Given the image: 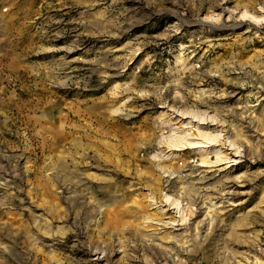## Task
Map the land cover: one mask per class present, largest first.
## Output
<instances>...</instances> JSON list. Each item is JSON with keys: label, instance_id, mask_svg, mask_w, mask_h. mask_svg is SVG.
<instances>
[{"label": "rangeland", "instance_id": "obj_1", "mask_svg": "<svg viewBox=\"0 0 264 264\" xmlns=\"http://www.w3.org/2000/svg\"><path fill=\"white\" fill-rule=\"evenodd\" d=\"M0 264H264V0H0Z\"/></svg>", "mask_w": 264, "mask_h": 264}, {"label": "bare ground", "instance_id": "obj_2", "mask_svg": "<svg viewBox=\"0 0 264 264\" xmlns=\"http://www.w3.org/2000/svg\"><path fill=\"white\" fill-rule=\"evenodd\" d=\"M198 111V110H197ZM205 122H202V123H200L199 125H207V126H212V124H210V122H208V121H206V120H204ZM215 125V124H214ZM214 129V128H213ZM196 147V146H195ZM73 148V147H72ZM192 149V148H191ZM108 150H110V148L108 149ZM73 152H75V151H73ZM90 152H91V150H90ZM111 152V151H110ZM76 153V152H75ZM88 153V152H87ZM98 153V152H97ZM107 153V152H106ZM114 153V152H113ZM108 154V153H107ZM73 155V154H72ZM75 155V154H74ZM88 155V154H87ZM69 156V155H68ZM100 157H101V155H99ZM114 156V155H113ZM99 157V158H100ZM104 157V156H103ZM102 157V158H103ZM106 158H107V156H105ZM66 158V157H65ZM72 158H74V157H72ZM98 158V157H97ZM98 158V160H100ZM107 160V159H106ZM111 160L112 159H110L109 161L111 162ZM73 160H71L70 159V162L67 164V165H65V166H67V167H65V168H67V170L69 171V173H70V175L72 176V177H74V176H76L77 175V172H79L78 170L81 168L82 169V167H80V163H77V164H75V163H73L72 162ZM95 161H97V160H95ZM98 162V161H97ZM107 162V161H106ZM113 162V161H112ZM89 163V162H88ZM96 163V162H95ZM55 164V163H54ZM61 164V163H60ZM104 165H105V163H104ZM103 165V166H104ZM113 165V164H112ZM55 166V165H54ZM99 166V165H98ZM102 166V165H101ZM102 166V167H103ZM109 166V165H108ZM58 167V166H57ZM58 170V169H57ZM60 170V169H59ZM71 170V171H70ZM114 170V169H113ZM105 171V170H104ZM107 171H109V170H107ZM59 172V171H58ZM64 172V171H63ZM110 172V171H109ZM68 173V174H69ZM80 173V172H79ZM57 175V174H56ZM66 175H67V173H66ZM81 175V174H80ZM115 175V174H114ZM118 177V176H117ZM126 178V177H125ZM140 178V177H139ZM151 178V177H150ZM152 181V180H151ZM142 182V181H141ZM150 182V181H149ZM161 182H162V180L159 178L158 179V181H157V184H156V188L158 189V191H159V188H161L162 187V185H161ZM101 183V182H100ZM91 184H94V183H91ZM152 184V183H151ZM167 186V185H166ZM170 186H173V183L169 180V185H168V187H170ZM127 189V188H126ZM155 189V188H154ZM123 191V190H122ZM156 191V190H155ZM107 192V191H106ZM125 192H126V190H125ZM108 193V192H107ZM156 193V192H155ZM116 202V201H115ZM123 202V201H122ZM121 202V203H122ZM120 206V205H119ZM123 207H121V209H122ZM127 210V209H126ZM87 211V210H86ZM85 211V212H86ZM106 213V212H105ZM126 213V211L123 209V210H115V208L112 210V211H109L108 212V214H107V216H109L108 218H106L105 219V222H104V220H103V222H104V224L105 225H108V226H110V222L112 221L114 224H112V227L115 225L116 226V228L118 227V229L121 227V228H124L125 227V224H124V218H126L127 217V215H128V213H127V215L125 214ZM85 214V213H84ZM88 214V213H87ZM86 214V215H87ZM104 217V216H103ZM110 217L112 218V219H110ZM104 219V218H103ZM128 224V223H127ZM126 226H128V225H126ZM131 226H132V224H131ZM131 226H128V228L129 229H131ZM135 226H137L136 224H135ZM134 226V227H135ZM105 229L107 228L108 229V227L107 226H105L104 227ZM136 228V227H135ZM113 229V228H112ZM134 229V228H133ZM115 230V229H114ZM132 230V229H131ZM118 232V231H117ZM116 232V233H117ZM132 232V231H131Z\"/></svg>", "mask_w": 264, "mask_h": 264}]
</instances>
